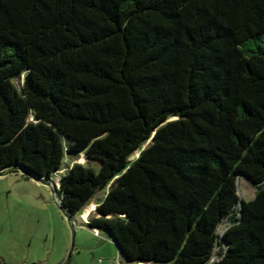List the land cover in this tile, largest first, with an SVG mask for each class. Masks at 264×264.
<instances>
[{
    "label": "trees",
    "instance_id": "obj_1",
    "mask_svg": "<svg viewBox=\"0 0 264 264\" xmlns=\"http://www.w3.org/2000/svg\"><path fill=\"white\" fill-rule=\"evenodd\" d=\"M5 170L129 263L264 264V0H0Z\"/></svg>",
    "mask_w": 264,
    "mask_h": 264
},
{
    "label": "rangeland",
    "instance_id": "obj_2",
    "mask_svg": "<svg viewBox=\"0 0 264 264\" xmlns=\"http://www.w3.org/2000/svg\"><path fill=\"white\" fill-rule=\"evenodd\" d=\"M75 158L84 161L82 155ZM71 160L66 156L63 167ZM57 177L46 183L20 171L0 172V264H166L129 263L105 230L94 232L86 225L82 212L66 216L53 186ZM243 188L249 197L253 188L244 183ZM102 195L103 190L96 192L89 212Z\"/></svg>",
    "mask_w": 264,
    "mask_h": 264
},
{
    "label": "built area",
    "instance_id": "obj_3",
    "mask_svg": "<svg viewBox=\"0 0 264 264\" xmlns=\"http://www.w3.org/2000/svg\"><path fill=\"white\" fill-rule=\"evenodd\" d=\"M89 212V211H88ZM88 212H87V214H88ZM86 217H87V215H86ZM86 217H83V220L86 222ZM94 230V232H96V230L95 229H93Z\"/></svg>",
    "mask_w": 264,
    "mask_h": 264
},
{
    "label": "water",
    "instance_id": "obj_4",
    "mask_svg": "<svg viewBox=\"0 0 264 264\" xmlns=\"http://www.w3.org/2000/svg\"><path fill=\"white\" fill-rule=\"evenodd\" d=\"M92 229V228H91ZM96 230V229H95ZM97 231V230H96ZM113 242V241H112ZM114 243V242H113ZM114 245H115V243H114ZM116 246V245H115ZM117 248V247H116ZM137 263H139V262H137ZM146 263V262H145Z\"/></svg>",
    "mask_w": 264,
    "mask_h": 264
}]
</instances>
